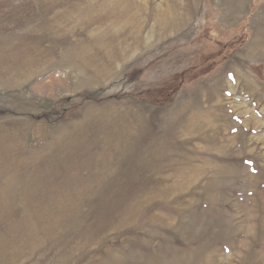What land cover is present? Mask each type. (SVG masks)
<instances>
[{
    "label": "rangeland",
    "instance_id": "1",
    "mask_svg": "<svg viewBox=\"0 0 264 264\" xmlns=\"http://www.w3.org/2000/svg\"><path fill=\"white\" fill-rule=\"evenodd\" d=\"M0 264H264V0H0Z\"/></svg>",
    "mask_w": 264,
    "mask_h": 264
}]
</instances>
